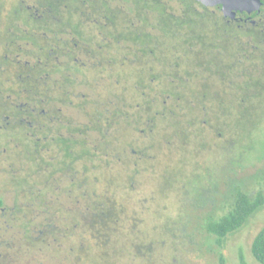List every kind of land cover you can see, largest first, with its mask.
<instances>
[{
    "label": "rangeland",
    "instance_id": "1",
    "mask_svg": "<svg viewBox=\"0 0 264 264\" xmlns=\"http://www.w3.org/2000/svg\"><path fill=\"white\" fill-rule=\"evenodd\" d=\"M24 1L26 5L38 3ZM12 3L19 5L20 1L7 0L2 14L3 31L8 30L6 17L10 15ZM174 5L178 11L177 0ZM247 40L245 34L234 40L236 58L233 61L237 63L227 78L220 79L216 71L207 70L191 71L189 78L171 63L160 66L161 76L154 84L159 83L161 90L165 89L167 76L178 75L185 80L179 81L178 77L168 86L182 92L181 98L173 96V92H165L160 97V112L175 111L174 121L168 124V119L157 118V123H151L156 125L153 132H141L149 128V115H162L156 113L157 107L148 113L142 103L138 107L142 119H130L132 124H126L127 151L122 149V152L121 143L113 141L108 159L110 167L107 160L99 158L96 162L78 163L75 172H56L52 179V167L42 171L39 186L44 197L58 209H38L40 215L36 218L34 212H29L28 219L34 223L27 227L28 231L16 215L9 218L2 215V207L11 209L15 204L14 188L7 181L11 180L9 172L17 161L13 153L8 159L1 158L0 197L4 205L0 206V264H102L97 257L106 250L116 254L118 264H260L252 255L251 245L264 224V208L223 245L206 228L211 219H220L233 207L238 189L252 195L264 193V50L261 47L244 49ZM4 50L0 44V53ZM192 60L183 62L195 69ZM188 65L185 63V68ZM131 90L129 87L127 91L126 109L135 116L133 112L138 105L135 102L144 99L140 92L134 94ZM204 91L210 97L222 94L223 100L202 98ZM203 102L208 106L206 116L201 112ZM190 108L195 112L191 114ZM64 112L68 117L77 113L68 107ZM4 122L1 120L0 126ZM9 131L0 129L3 134L0 153L5 150L7 140H11L5 136ZM160 131L161 135L157 133ZM156 139H162L161 144L156 145ZM18 143L22 144L17 138L12 139L13 147L17 148ZM50 154L47 152V157ZM94 164L98 168H93ZM108 171H113L122 181L123 193L119 199L127 211L115 232L106 229L110 233L107 236L108 231L102 228L98 236L95 234L98 226H92L88 214L101 202L99 197L106 190L103 182ZM83 174L92 181L98 180L95 192L87 190L86 182L78 189L76 184ZM46 178L49 182L45 184ZM24 200L29 201L27 197ZM47 224L55 232L47 231L45 241L41 242L40 231L49 229ZM136 243H143L139 254L130 247ZM114 263L106 259V264Z\"/></svg>",
    "mask_w": 264,
    "mask_h": 264
},
{
    "label": "trees",
    "instance_id": "2",
    "mask_svg": "<svg viewBox=\"0 0 264 264\" xmlns=\"http://www.w3.org/2000/svg\"><path fill=\"white\" fill-rule=\"evenodd\" d=\"M19 1V5L17 3H12V10H10L9 13L10 15H29L31 17L30 20H27V24L29 25L28 37L31 41V65L29 70L26 72L29 73V77H27L25 73L24 75L27 78L25 77L26 79L24 78L23 81H21L13 71L15 83L11 85L9 83L6 89H13L14 91H17L19 88L29 89V120L31 123H22L19 122L18 119L13 118L11 120L13 122L10 124L8 129L10 130L9 133H5L6 138L11 140H7L8 142L5 143V150L0 153V159H8L9 154L12 153L16 156L17 162L12 164V170L9 172L12 175L11 180L7 181V183H11L16 196L14 206L11 209L5 207L6 210L5 212H2V215L7 218L11 217V215H16L17 218L22 221L23 228L28 231L27 227L34 223L33 219H28L29 212H34L36 215L34 218H36L40 215V213L37 212L38 209H42L43 207H56L55 203L49 202L44 197V191L42 187L39 186V176L42 171H46V169L52 167V174L50 176V179H52L56 172H75L78 163L86 162L88 160L96 162L99 158L107 160V165L110 167L111 164L108 159L110 151H112V147L114 146L113 141L116 140L115 143L117 142V144L121 143L120 150L123 149L124 151H127L126 124H132L130 119H142L138 110V107L142 105V103L146 105L148 113H153V110L157 107L156 113L158 115L161 113L162 115L159 117L149 115L147 117V122L150 123L149 128L141 129V132H153L156 125L155 123H151H157V118L168 119V124H171V122L174 121L176 118L174 117L175 111L169 113V111L163 110L160 112L158 107L160 102H162L160 97L164 95L165 92H170V94L173 92V96L178 95V98L181 97L183 93L174 89V86L168 88L169 84L174 83L175 80L177 81L176 78L179 76H167L166 79H164L166 91L165 89L161 90L160 88L163 87L159 88V83L154 84V81L157 79L159 80L161 76V74H158L161 69L159 67L165 65L167 66L171 63V66H173L175 70L179 71V73L184 72V74L190 78V74L192 72L195 73V70L202 72L198 66L199 64L201 65V60H199L197 58L198 55L195 54H188L185 56L177 54L180 55L181 58L176 60L175 55H170L166 52L167 49L172 47L199 48L204 45L211 48L234 47L235 39L218 38L214 36L218 28L216 26L217 23L211 20H207L204 23L192 20L186 23L187 28L184 27V23L176 22V26L174 25V29L176 31L180 33L187 32L188 34L190 32L191 34H187V36L178 34L177 36H174V39L169 38L170 36L167 37L168 35L166 30L168 22H166V17L168 16V7L167 3L162 0H158V4L154 6L157 10L159 18V23L157 25L158 32L155 37L156 44L153 43V38L151 36V18L149 17V12H145L146 14L140 13V6H137V0H133V3L130 2L132 0H126L128 2L125 4V7L121 0H36L38 3L36 5H29L30 8L25 6L22 0ZM143 1V5L146 8L145 10L153 9V7L147 6L149 4H145V1L147 0ZM5 4H7V0H0V16H2L4 12L3 8L5 7ZM195 14L200 15L199 12ZM35 15H42L45 16V18H36L34 17ZM55 15L61 16V20H55L53 18ZM104 17H109L110 19L106 20ZM14 30L25 32L22 27H14ZM204 30H208L210 34L205 35L204 32L206 31ZM254 30L256 32H262L264 30L262 22L260 23V26L255 27ZM239 31H241V29H239ZM43 32L46 33L45 36L42 35ZM72 32H77V36L72 35ZM108 32H112L114 35L119 34V32H123L125 35L127 56L126 73L124 78L125 82L122 80L121 76H119L118 67L108 69L105 63H103V59L107 54L105 36ZM74 37H77L82 41L92 42L96 58L92 71L94 82L91 83L94 97L90 100L92 105L88 109V113L92 121V144H90L87 140V126L78 129L79 131L84 129V136L80 135V138L77 141L72 139L71 135H67V137L59 136L61 126L56 121H49L47 123L49 130L46 134L43 130L44 116L41 114V108L44 103H42L40 99V97L44 94L45 89L43 85V77L45 73H53L52 78H55L54 73L56 71V61L54 52L59 54L60 51H63L62 53L64 55H68V57H70L72 55L71 51H74L75 49V46L71 42ZM240 37L241 36L239 35L238 38ZM153 45H157L159 48L163 49V52H159V61L157 64H154V61L152 62L150 59L148 60L150 55L146 52L147 49L145 50V48L154 47ZM243 45H245L243 46L244 49H246V47H261V50H264V36H255L253 38V42H250L248 39ZM59 47H61L62 50H60ZM140 47L144 49L142 55H140L137 51ZM86 48V43L80 46V49L86 50ZM208 55V63L212 64L213 67H207L206 70L217 72V69L214 68L216 66V54L210 52ZM223 56L228 57L230 61L231 52L223 53ZM40 57L43 58L42 63L39 62ZM187 57H189V59H187ZM97 59L102 61V64H97ZM184 59H186V61L193 59L192 61H194V64L196 65L195 69L191 68L186 61L185 63L189 68H185V63L183 62ZM65 62L64 66L59 68V71L63 74L64 79H66L67 82H70L71 76L69 74L72 70L71 62L70 60H65ZM149 73H151L150 77ZM178 79L179 81L184 80L181 77ZM149 80L150 84L148 83ZM2 83L3 82L0 81V87L2 86ZM52 84L53 83H49L46 86L47 89H52ZM129 87L132 89L131 93L138 94L140 92V97L144 99L141 102L139 100L138 102H135L138 104L136 106V111L133 112L136 113L135 116H132L131 112L126 109L128 98L127 91ZM70 89L69 85L66 86L63 92L64 95L65 93L71 94ZM174 90H177L178 92H174ZM170 94L167 95L168 98L170 97ZM48 95L51 101L47 103V107L55 105L54 102L57 100L58 94L50 91ZM152 96L156 97L157 100L152 102ZM163 101L166 102L167 100L165 99ZM17 103L18 102L6 103L8 104V107L0 105V117L2 116V112L6 111L11 112L13 116L17 117L21 111V109L16 107ZM204 106H206V108H204ZM49 109H51L52 113L56 112V108L53 106ZM190 109L191 114L195 112L192 108ZM207 110L208 106L205 102H203L201 107L203 116H206L205 111ZM194 116L197 117V114ZM189 119L197 121V118L193 119L190 117ZM66 127L69 129V132L72 131L70 124ZM113 130L116 131L114 132ZM112 131L114 132L113 134ZM1 133L0 137L3 135ZM157 133L159 135L162 134L161 131L160 133ZM45 135H47V140H45ZM167 137H169V135H167ZM14 138H17L20 143H22L16 144L18 149L13 147L12 139ZM161 141L162 139H156V145L161 144ZM76 143L78 144L77 147L75 146ZM123 150L122 152H124ZM47 152H51L49 157L46 155ZM27 162H29V164H27ZM42 164L45 165V168H43ZM84 167L86 168L87 166ZM93 168H98V166L95 165ZM107 173V177H104L105 181L103 182L104 186L107 185L106 190L103 191L104 193H102L100 197L97 195V197L100 198L97 199L101 200V202H97V204L93 206V211L88 214L92 219V226H98V228H94L95 234L98 236H101L100 232L102 231V228H105L104 231L106 232L108 230L115 232L118 225L122 221L121 217L124 218L127 211L125 203L119 199L123 193V189L121 187L122 181L119 177L115 176L113 171L111 173L108 171ZM88 178V176L83 174L80 178L81 180H78L76 185L78 189L83 188L84 182H86L87 186L89 185L87 190L92 189L93 192H95L97 190L96 185L98 180L92 181ZM72 181L75 185V180L72 179ZM47 182H49V178H46L45 184ZM108 192L111 195H108ZM85 193H87V191ZM26 197L29 201L24 200ZM3 205L4 200L0 197V206ZM263 208V192L259 191L257 194L252 195L242 189H238L235 195L233 207L220 219H211L207 223V231L215 235L217 241L223 245L231 235L242 230L248 224L250 219ZM79 214L84 216V213L82 212H79ZM67 215L70 216L69 213H67ZM88 215L86 216L88 217ZM76 219H78V215H76ZM47 226L50 227L51 225L47 224ZM47 231L53 233L55 232V228L50 227L45 230V232L42 229L40 231L39 238L41 242L45 241L46 238L44 237L48 234ZM109 231L107 232V236L110 234ZM106 243L107 242H104L103 244ZM110 243L111 242H108V244ZM97 244L94 245V249L97 247ZM142 246L143 243L130 245V247H132L135 252H138V254L139 249H143ZM151 246L153 250V245ZM103 249L105 251V248ZM251 252L260 264H264V224L253 239ZM107 258L112 259L115 262L114 264L119 263L116 254L112 255L109 250H106L105 254L103 252L97 257L102 264H106Z\"/></svg>",
    "mask_w": 264,
    "mask_h": 264
},
{
    "label": "flooded vegetation",
    "instance_id": "3",
    "mask_svg": "<svg viewBox=\"0 0 264 264\" xmlns=\"http://www.w3.org/2000/svg\"><path fill=\"white\" fill-rule=\"evenodd\" d=\"M163 2L167 3V11L168 16L166 17L167 24V37L173 38L174 36L179 35H186L187 32L180 33L174 29V25L176 22L184 23V27L187 28L188 22L200 21L204 23L207 20H211L216 24L218 30H216L214 36L218 38H230L236 39L242 35H246L250 42H253V38L255 36H264V30L262 32H256L254 30L255 27L260 26V23L264 20V4L261 7L260 11H254L249 13L248 11H236V15L234 17L230 15H225L223 11V5L218 4L215 6H208L199 0H177V5L180 7L178 11L174 5V0H162ZM25 4V1L22 0ZM122 4L125 7V4L128 2L126 0H121ZM133 3V0L130 1ZM143 0H137V6L139 7L140 13L149 12V17L151 18V36L153 38V43L155 42V37L157 34V25L159 23V18L157 14V10L155 9V5L158 4V0H147L145 4H149L147 6L153 7V9L145 10V6L143 5ZM162 3V2H161ZM30 8L29 5H26ZM138 12V11H137ZM138 12V13H139ZM200 13L197 15L195 13ZM151 13V14H150ZM146 14V13H145ZM34 17L44 19L45 16L42 15H35ZM258 17V19H256ZM4 17L0 16V44L4 45L5 50L3 53H0V81H2V86L0 87V105L3 107H8L6 103H16V107L21 109L17 117L13 116L11 112H2V116L0 117L1 120H5V124L0 126L1 130H8L10 124L13 122L11 121L13 118L18 119L19 122L30 124V104H29V89L23 88L14 91L13 89L7 90L9 83L10 85L15 83L14 82V74L18 76V78L23 81V79L27 76L29 77V73H26L29 70L31 65V41L28 37L29 34V25L27 24V20H30L29 15H9L6 18V24L8 26V30H4L1 28L3 26ZM55 20L60 21L61 16L55 15L53 16ZM106 20L110 19L109 17H104ZM149 18V19H150ZM264 26V23H262ZM176 26V25H175ZM14 27H22L25 32H20L19 30H14ZM179 27V26H178ZM241 29V31H239ZM206 32L205 35L210 34L208 30H204ZM208 31V33H207ZM212 32V31H211ZM74 36H77V32L71 33ZM191 33L189 32L188 35ZM43 36L46 35L45 32L42 33ZM63 42V41H61ZM73 45L75 46L74 51H71L72 55L68 57V55H64L60 51L59 54L54 52L55 57V68L56 71L54 73L55 78H52L53 73H45L43 77V85L45 87L44 94L40 97L41 102L44 103L43 107L41 108V114L44 116V124L43 130L45 134L48 132L47 123L56 121L61 126L59 131V136L67 137V135H71V138L74 140H79L80 135L84 136V129L79 131V128L86 127L87 129V140L90 144L91 142V135L93 134V130L91 128L92 121L90 119L88 109L92 105L90 100L93 99V89L91 87V83H93V67L95 63V55L93 51L92 42L89 41H82L79 40L77 37H74L71 40ZM87 44L86 50L80 49V46ZM105 43L107 54L103 59V63H105L108 69L110 68H119V76H121L122 80L125 82V73H126V39L123 32H119V34L114 35L112 32H108L105 36ZM233 43V42H232ZM154 47L145 48L147 49V53L150 55L149 59L154 64H157L159 61V52H163L161 48L157 45H153ZM62 50L61 47H59ZM233 46L231 47H215L211 48L208 46H201V47H187V48H179V47H172L167 49V53L170 55H175L176 60L181 58L180 55H188V54H195L198 55L197 58L201 60V65L199 64V69L205 71L207 67H213L212 64L208 63L209 53H215V67L217 69L216 75L222 79L230 77L233 68L236 65V61H233L236 58V54L234 53ZM255 48L248 47L247 50H253ZM143 48L140 47L137 51L140 55L143 54ZM231 52V58L229 62L228 57H224L223 53ZM234 53V54H233ZM180 54V55H177ZM142 57V56H140ZM189 59V57H187ZM69 61L71 62V76L70 82H67L64 79L63 74L59 71V68L64 66V62ZM39 62H43V58H39ZM66 63V62H65ZM97 64H102V61L97 59ZM86 70H85V69ZM21 69V70H20ZM81 69V70H80ZM85 70V72H84ZM26 73V76L24 75ZM26 77V78H27ZM25 78V79H26ZM50 78V79H49ZM121 81V80H120ZM49 83L52 84V89H47V85ZM70 86V93H65L64 89L66 86ZM53 91L58 94L57 100L54 102L55 105H51L47 107V103L50 102V98L48 97L49 92ZM210 97L206 91L203 92L202 98ZM181 98V97H180ZM214 100H223V95H213L210 97ZM152 102L156 101V97H151ZM206 101V100H204ZM55 107L56 112L52 113L51 109ZM71 108L77 113L71 114L70 117L67 116L66 112H64V108ZM206 108V106H204ZM206 112V111H205ZM71 125L72 131H68L69 129L66 127L67 125ZM45 140H47V135L44 136ZM88 143V144H89ZM60 145V144H59ZM58 145V146H59ZM61 146V145H60ZM76 147L78 144L76 143ZM91 161V160H88ZM5 207L1 208L2 212H5Z\"/></svg>",
    "mask_w": 264,
    "mask_h": 264
},
{
    "label": "water",
    "instance_id": "4",
    "mask_svg": "<svg viewBox=\"0 0 264 264\" xmlns=\"http://www.w3.org/2000/svg\"><path fill=\"white\" fill-rule=\"evenodd\" d=\"M206 5L215 6L218 4L223 5V11L225 15L234 17L236 11H248L252 13L254 11H260L264 0H199Z\"/></svg>",
    "mask_w": 264,
    "mask_h": 264
}]
</instances>
